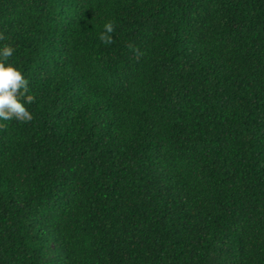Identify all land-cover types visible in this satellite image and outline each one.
<instances>
[{
	"label": "trees",
	"instance_id": "16d2710c",
	"mask_svg": "<svg viewBox=\"0 0 264 264\" xmlns=\"http://www.w3.org/2000/svg\"><path fill=\"white\" fill-rule=\"evenodd\" d=\"M5 46L0 264H264V0H0Z\"/></svg>",
	"mask_w": 264,
	"mask_h": 264
},
{
	"label": "clouds",
	"instance_id": "9594fccd",
	"mask_svg": "<svg viewBox=\"0 0 264 264\" xmlns=\"http://www.w3.org/2000/svg\"><path fill=\"white\" fill-rule=\"evenodd\" d=\"M113 32L111 23L105 25L100 36L101 42L111 44ZM14 52L15 49L10 46L0 48V122L15 120L29 123L33 120V114L26 105L33 103V97L28 95L29 81L13 63H9Z\"/></svg>",
	"mask_w": 264,
	"mask_h": 264
}]
</instances>
